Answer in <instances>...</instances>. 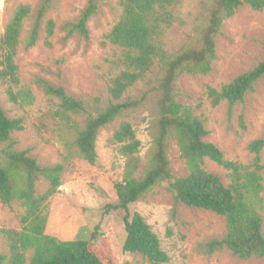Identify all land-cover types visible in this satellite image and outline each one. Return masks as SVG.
I'll return each mask as SVG.
<instances>
[{"label":"rangeland","instance_id":"374dc122","mask_svg":"<svg viewBox=\"0 0 264 264\" xmlns=\"http://www.w3.org/2000/svg\"><path fill=\"white\" fill-rule=\"evenodd\" d=\"M89 0H52L45 18L56 23L51 46L46 44V31H40L36 45L23 46L16 57L20 85L0 80V107L9 118H21L23 130L12 134L15 149L25 151L41 166L63 164L62 185L48 201L46 232L60 240L90 239L98 235L95 243L113 252L116 264H151L138 253L125 252L126 239L122 209H114L118 197L115 183L123 180L127 170V157L121 145L113 140L120 125L132 124L142 143L137 154L140 177L153 145L159 112L160 93L155 86L159 68L156 66L147 78L138 82L124 96L145 102L126 110L114 122L100 130L97 140L98 161L95 165L79 158L73 150V136L56 117L60 101L48 95L36 83L42 79L54 87H63L68 95L85 103L87 112L76 115L82 125L89 115H96L112 101L111 80L126 69L122 63V50L112 44L104 45L105 35L120 17L119 0H102L98 13L88 22L89 38L70 33ZM41 0H0V40L6 25L19 4L36 8ZM213 0H184V24H176L166 32L165 40L171 54L198 42L199 31L206 25V16ZM44 23V24H45ZM33 19L26 22L24 39L28 36ZM217 59L207 75L184 74L179 79L181 95L178 101L190 106L205 123L208 135L205 140L214 143L232 161L249 164L255 157L250 144L264 138V77L245 99L230 106L223 101L213 106L207 95L208 85L220 88L238 76L251 71L264 60V10L248 6L239 8L227 19L217 37ZM28 87L34 102L31 105L14 104L9 90ZM243 117V120H242ZM1 149V148H0ZM171 171L176 177L187 176L188 170L175 139L170 141ZM264 163V148L261 152ZM205 168L228 184L226 171L219 164L206 159ZM50 187L42 177L38 191L44 194ZM264 196V193H263ZM111 208H108V207ZM131 213H140L158 235L162 249L170 261L165 264H264L261 258L241 260L227 248L212 253L207 243L222 238L227 232L226 219L213 211L190 207L177 202L168 183L157 185L138 202L129 206ZM24 208L17 202L11 205L0 201V230L22 229ZM263 233H264V212ZM7 253V244L0 235V254Z\"/></svg>","mask_w":264,"mask_h":264},{"label":"trees","instance_id":"16d2710c","mask_svg":"<svg viewBox=\"0 0 264 264\" xmlns=\"http://www.w3.org/2000/svg\"><path fill=\"white\" fill-rule=\"evenodd\" d=\"M101 1H88L79 19L71 24L70 33L89 38L88 22L98 13ZM118 3L120 17L105 35L103 44H112L122 50V63L126 69L111 80L112 101L107 106L96 115H89L82 125L75 116L87 112L83 101L45 80L38 79L36 83L60 101L56 117L73 136L75 154L95 165L100 130L126 110L145 102L146 95L139 99L127 97L125 101L123 98L138 82L145 80L154 67L159 68L155 86L160 93L159 118L140 177L135 174L141 169L137 154L142 143L132 124L123 122L113 137L127 157L125 177L115 183L118 203L112 206L125 211L124 251L141 254L151 264L170 261L150 224L140 213H131L129 209L157 185L167 182L177 202L225 217L227 232L222 238L207 243L209 253L227 248L241 260L255 257L264 260V163L261 160L264 138L250 144L255 157L249 164L229 160L214 143L205 140L208 135L205 123L193 109L178 101L182 75H207L212 71L217 59V37L224 22L243 6L264 10V0H213L206 16L207 23L199 31L198 42L177 54L169 52L165 36L169 28L184 24V0H119ZM51 4L52 0H41L36 8L30 4H19L15 8L0 40V80L20 85L16 57L22 46L31 49L36 45L43 27L46 44L51 46L56 23L52 19L45 23ZM30 18L33 19L32 28L24 39L26 22ZM263 77L264 60L220 88L208 85L207 95L213 106H219L223 101L233 106L254 91L256 83ZM8 94L14 104L31 105L34 102L33 92L28 87L21 86L16 92L10 89ZM23 128L21 118H9L0 107V201L6 205L17 202L24 208L21 230H0L7 244V253L0 254V264H116L112 250L94 242L98 237L96 233L90 239L60 240L46 232L48 201L62 185L64 165L41 166L27 152L15 149L12 134ZM172 139L180 148L187 176L176 177L171 171L169 147ZM206 159L224 168L227 185L221 177L205 168ZM42 177L50 184L44 194L38 191V181Z\"/></svg>","mask_w":264,"mask_h":264}]
</instances>
